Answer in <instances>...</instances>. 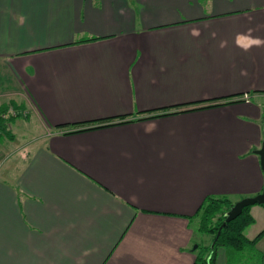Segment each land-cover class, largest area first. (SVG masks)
Instances as JSON below:
<instances>
[{
  "label": "crops",
  "instance_id": "0c3cea01",
  "mask_svg": "<svg viewBox=\"0 0 264 264\" xmlns=\"http://www.w3.org/2000/svg\"><path fill=\"white\" fill-rule=\"evenodd\" d=\"M249 32L264 38V0H0L1 79L38 131L0 169V264H193L202 201L264 184ZM81 124L102 125L55 127ZM248 206L251 239L264 204Z\"/></svg>",
  "mask_w": 264,
  "mask_h": 264
},
{
  "label": "trees",
  "instance_id": "16d2710c",
  "mask_svg": "<svg viewBox=\"0 0 264 264\" xmlns=\"http://www.w3.org/2000/svg\"><path fill=\"white\" fill-rule=\"evenodd\" d=\"M11 107L14 108L16 113L14 115H9L8 117L9 121L14 120L17 116L21 115V110L20 108H18V105L11 102ZM6 108L7 107L5 105L0 106V110H5ZM1 112L2 111H0V114ZM6 122L7 121H5V119L0 116V134L2 133L6 134L7 132ZM101 125L102 124H92V125L91 124H88V125L81 124V126L71 127V128L70 127L66 128L68 127L67 125H56L55 127L62 129L63 133H73V132H78V131H82L86 129L97 128V127H100ZM6 136L7 137L10 136V134H6ZM220 201H223L224 203H226V206H229V207H227L226 210L223 211V208H222L223 206L220 204L218 206V203H217ZM233 203L234 202H231L225 197L214 198V197L207 196L202 201L201 205L199 206V208L197 209L194 215L198 214L200 209H202L205 212L206 216H212L216 212H219L220 215L221 214L222 215L220 218H217L218 222L216 220L215 223L209 222L205 218V216H203L202 223L199 226V229L201 228L204 232L210 233L214 239L218 226L221 224L222 220L224 219L226 211L231 207ZM248 207L249 206H245L239 215H237L234 219L228 221L220 229L219 236L217 237V239H215L212 247L211 245L210 246L209 245L200 246V249L202 250L201 252L200 251L198 252V255L195 257L193 264H215L216 248L218 246H223L225 248H228L230 252H232L231 257L233 258L241 257L243 255L247 259V264H249L248 261H252L253 259L254 260L250 264H264V253L255 252V247H254L260 235L264 233V229L258 232L251 239L245 237L243 234L244 227L252 222V217L249 215ZM208 210L210 212H208ZM206 221H208V224H206ZM241 252H242V255L240 254ZM203 253H206V254H203Z\"/></svg>",
  "mask_w": 264,
  "mask_h": 264
},
{
  "label": "rangeland",
  "instance_id": "374dc122",
  "mask_svg": "<svg viewBox=\"0 0 264 264\" xmlns=\"http://www.w3.org/2000/svg\"><path fill=\"white\" fill-rule=\"evenodd\" d=\"M3 81L4 80L1 79V75H0V106L5 105L7 108L8 107L11 108L10 110H14V108L11 107V101L15 97H19L20 94L19 93L14 94L11 87H9V85ZM20 98L24 99L23 96H20ZM7 108L5 110H0L2 111L0 116L4 118L5 121H7L6 131L8 133L6 132V134H10V136L8 137L6 136V134H3V133L1 134V137L3 138L0 139V165L2 164L0 166V169L7 165H10L12 160L16 157V153L15 154L13 153L17 149L26 145V143L29 142L32 138H34L36 134L38 133L37 125L34 124L35 120L32 114H29L28 117H25L23 114H21L20 116H17L14 120L9 121L8 119L9 115H14V114L9 113V108L8 109ZM217 203H218V206L219 204L223 206L222 207L223 211L226 210L227 207H229V206H226V203H224L223 201H220ZM208 212L210 211L208 210ZM221 215L219 212H216L212 216H206L205 212L202 209H200L198 214L194 215L195 217L194 219H192L193 220L192 224L194 226L195 223H198L200 226L202 223L203 216H205V218L209 222L215 223L217 218H220ZM208 221H206V224H208ZM196 235H197L196 243L197 245H199L197 248L201 252L202 249H200V246L206 245L209 242V239L212 235L208 234L207 232H204L201 228H200V231L196 233ZM227 253H229V257L227 259L228 264H236V262L237 264H247V259L243 255L241 257L233 258L231 257L232 252H227ZM203 254H206V253H203ZM252 261H248V263L250 264Z\"/></svg>",
  "mask_w": 264,
  "mask_h": 264
},
{
  "label": "water",
  "instance_id": "95a60500",
  "mask_svg": "<svg viewBox=\"0 0 264 264\" xmlns=\"http://www.w3.org/2000/svg\"><path fill=\"white\" fill-rule=\"evenodd\" d=\"M256 153L259 156V162H260V166L264 175V138L261 142V146L256 150ZM264 204V184L262 187V190L260 192H258L257 194L254 195H250V196H244L238 200H236L231 207L226 211L224 219L222 220L221 224L218 226L216 235L214 237L213 242L211 243V247L215 241V239H217V237L219 236L220 233V229L230 220L234 219L237 215H239L243 208L245 206L248 205H252V204Z\"/></svg>",
  "mask_w": 264,
  "mask_h": 264
},
{
  "label": "clouds",
  "instance_id": "9594fccd",
  "mask_svg": "<svg viewBox=\"0 0 264 264\" xmlns=\"http://www.w3.org/2000/svg\"><path fill=\"white\" fill-rule=\"evenodd\" d=\"M193 36H199V32L194 30L192 32ZM235 43L238 47H240L243 51H250L253 47H261L264 46V38L255 37L249 33H238L235 38ZM153 127L146 128V132H151Z\"/></svg>",
  "mask_w": 264,
  "mask_h": 264
},
{
  "label": "built area",
  "instance_id": "2783aa9c",
  "mask_svg": "<svg viewBox=\"0 0 264 264\" xmlns=\"http://www.w3.org/2000/svg\"><path fill=\"white\" fill-rule=\"evenodd\" d=\"M11 108H9V113H11V114H15L16 113V111L15 110H10Z\"/></svg>",
  "mask_w": 264,
  "mask_h": 264
}]
</instances>
